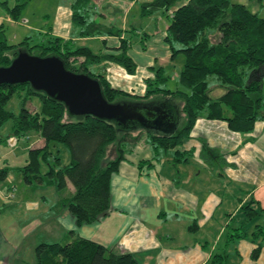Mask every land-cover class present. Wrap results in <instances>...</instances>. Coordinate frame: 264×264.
<instances>
[{
	"label": "trees",
	"instance_id": "1",
	"mask_svg": "<svg viewBox=\"0 0 264 264\" xmlns=\"http://www.w3.org/2000/svg\"><path fill=\"white\" fill-rule=\"evenodd\" d=\"M27 2L24 0L10 7L8 0H3L1 5L8 17L18 21ZM176 2L153 0L141 6L140 17H149L158 10L166 16L168 26L164 41L172 62L183 55L177 78L189 93L163 88L171 76L166 75L162 67L152 68L153 78L144 81L142 96L113 88L103 73H92L90 68L102 62L114 63L129 75L136 70L127 54L131 46L128 33L132 30L96 24L91 20L93 0H72V25L79 37L117 36V54H95L88 47H76L73 39L63 41L51 36L32 46L31 37L10 44L6 25H0V67L9 66L19 51L39 57L55 56L67 70L97 79L109 103L161 99L171 108V115L178 118L172 134L137 123L120 127L91 116L72 117L62 103L34 91L29 84L0 85V130L11 122V134L7 138L16 141L17 137L35 132L43 140V146L27 151L25 164L18 171L24 182L32 187H53L60 192L70 184L73 194L60 197L57 207L59 213L67 212L73 217L77 228L97 223L108 214L111 176L118 172L120 163L142 139L152 148L154 156L151 160H141L140 168L153 165V160L159 158V149L173 150L170 163L175 167L188 163L193 155V150L181 152L177 148L189 138L197 119L225 122L231 132L240 135L252 133L256 122H264V18L232 0H188L174 9ZM212 31L217 32L215 42L209 38ZM211 82L215 83L212 88ZM217 88L223 93L213 98L212 89ZM14 96L20 102L18 113L6 109ZM33 96L38 97L39 108L29 110L27 103ZM3 141L0 138V144ZM200 141L199 159L205 165L213 169L227 166L217 149L208 146L205 140ZM60 146L69 154L66 164L60 157ZM8 173L9 167L0 164V182L7 179ZM228 217L230 220L220 236L222 248L211 254L209 264H227L238 254L235 245L240 240L256 245L250 257L257 260L264 246V200L261 203L251 198L242 204L237 214ZM74 232H68L70 241L38 244L34 249V264H139L130 253H112L96 241L79 237ZM230 249L233 250L231 255Z\"/></svg>",
	"mask_w": 264,
	"mask_h": 264
},
{
	"label": "crops",
	"instance_id": "2",
	"mask_svg": "<svg viewBox=\"0 0 264 264\" xmlns=\"http://www.w3.org/2000/svg\"><path fill=\"white\" fill-rule=\"evenodd\" d=\"M2 1L0 25H5L13 20ZM55 1L48 2L51 6L42 16V41L48 36L73 39L76 45L93 46L95 54L119 52L117 36L79 37L71 21L72 0ZM93 1L91 20L96 24L132 30L139 37L131 40L127 53L136 65L133 75L109 62L92 66L96 68L94 74L103 73L113 88L137 96L144 94V81L153 78L152 68L162 67L170 72L167 75H173L171 52L164 41L168 20L163 19L161 10L140 17L141 6L153 0ZM187 1L177 0L174 9ZM200 140L217 149L227 166L213 169L205 165L199 159ZM147 146L134 156L136 146L111 176L110 211L104 218L77 228L70 214L58 213L62 232L45 235L44 242L64 236L71 240L68 232L75 231L77 236L94 240L112 253L132 254L139 264H209L211 254L222 248L220 236L230 220L228 215L237 214L251 198L261 203L264 200V122H256L252 133L240 135L231 132L225 122L197 119L189 138L177 148L181 152L193 150V155L188 163L175 167L159 157L153 165L140 168L141 160L154 156ZM235 246L238 254L231 257L230 264H264V246L257 260L250 257L256 245L249 240H240ZM10 249L0 246V264H11Z\"/></svg>",
	"mask_w": 264,
	"mask_h": 264
},
{
	"label": "rangeland",
	"instance_id": "3",
	"mask_svg": "<svg viewBox=\"0 0 264 264\" xmlns=\"http://www.w3.org/2000/svg\"><path fill=\"white\" fill-rule=\"evenodd\" d=\"M62 1V0H57ZM236 3L243 4L249 11L257 14L259 17L264 18V0H232ZM24 0H9V6L12 7L16 4H22ZM56 2L55 0H28L27 5L21 12L18 21L5 23L6 36L10 44H17L26 37H31L29 40L30 46L37 45L42 42V36L39 32V27L44 25L43 15L51 6L50 3ZM162 12V11H160ZM156 13V12H155ZM93 15V13H92ZM167 20L166 16H162ZM32 29H29L31 28ZM34 27V28H33ZM131 40H134L137 35L130 31L128 33ZM215 35L217 32L212 31L209 33V38L215 42ZM32 39V40H31ZM31 41V42H30ZM80 44L76 45L79 47ZM89 45V44H87ZM89 47L94 53L93 46ZM183 55H179L173 62L174 70L171 72V78L166 81L163 88L170 90H182L189 93L187 88L182 87L178 78H176L177 71H180L183 65ZM91 72L96 71L95 67H91ZM168 70H166L167 75ZM170 74V72H168ZM214 82H211L210 88L214 87ZM263 97H264V77L262 80ZM211 96L216 98L219 93H223L222 89H212ZM219 94V95H221ZM217 95V96H216ZM29 110L39 108L38 97L33 96L27 103ZM6 109L15 113L19 112L20 102L14 96L6 105ZM11 125L9 122L0 130V138L4 139L0 144V164H5L9 167L7 179L0 182V246L5 248H13L8 251L9 255L13 254L11 264H34L35 263V247L41 242L45 241V235L53 234L60 231L61 226L57 219L59 211L58 201L60 197H69L73 194V187L68 184L63 191H56L53 187H45L38 185L32 187L27 185L18 168L25 164L27 151L31 148L43 146V140L35 133L31 132L26 136L17 137L16 141L12 144L7 138L11 134ZM145 139H142L136 147L134 156L140 151L144 150ZM147 146V150H148ZM62 152L60 157L63 163L69 161V154L65 147H59ZM172 151H165L159 149L158 155L161 159L171 162L173 159ZM134 158V157H133ZM170 159V160H168ZM64 232V231H63ZM203 234H200L202 239ZM198 239V237H197ZM69 236L56 238V240H48L51 242H65ZM6 253V250L3 251ZM231 260L227 261L230 264Z\"/></svg>",
	"mask_w": 264,
	"mask_h": 264
},
{
	"label": "water",
	"instance_id": "4",
	"mask_svg": "<svg viewBox=\"0 0 264 264\" xmlns=\"http://www.w3.org/2000/svg\"><path fill=\"white\" fill-rule=\"evenodd\" d=\"M29 84L36 92L62 103L68 115L93 117L117 126L138 125L163 134L176 130L177 119L164 100L147 102L106 101L100 82L88 74L67 70L55 56L39 57L19 51L7 67H0V85Z\"/></svg>",
	"mask_w": 264,
	"mask_h": 264
},
{
	"label": "built area",
	"instance_id": "5",
	"mask_svg": "<svg viewBox=\"0 0 264 264\" xmlns=\"http://www.w3.org/2000/svg\"><path fill=\"white\" fill-rule=\"evenodd\" d=\"M15 142V140L13 139V140H11V143L13 144Z\"/></svg>",
	"mask_w": 264,
	"mask_h": 264
}]
</instances>
